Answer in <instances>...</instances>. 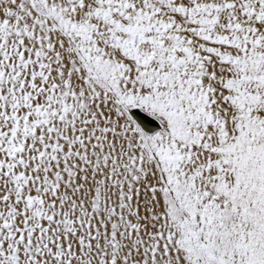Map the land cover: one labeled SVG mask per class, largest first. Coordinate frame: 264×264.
Returning <instances> with one entry per match:
<instances>
[{
	"label": "snow or ice",
	"instance_id": "snow-or-ice-1",
	"mask_svg": "<svg viewBox=\"0 0 264 264\" xmlns=\"http://www.w3.org/2000/svg\"><path fill=\"white\" fill-rule=\"evenodd\" d=\"M0 264H264V0H0Z\"/></svg>",
	"mask_w": 264,
	"mask_h": 264
}]
</instances>
